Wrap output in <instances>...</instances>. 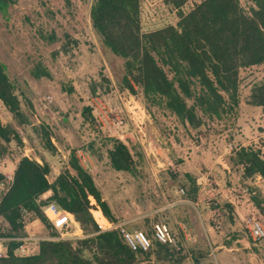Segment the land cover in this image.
Segmentation results:
<instances>
[{
  "label": "rangeland",
  "instance_id": "374dc122",
  "mask_svg": "<svg viewBox=\"0 0 264 264\" xmlns=\"http://www.w3.org/2000/svg\"><path fill=\"white\" fill-rule=\"evenodd\" d=\"M201 1L191 0L184 10ZM94 2L17 0L6 15L0 12V61L29 119L20 125L0 101V124L11 126L23 141L2 143L0 178L14 176L18 162L28 157L47 164L54 181L66 170L74 174L69 163L75 154L114 218L103 229L93 214L100 207L91 200L100 229L125 224L151 237L153 225L163 223L176 237L180 250L166 254L154 243V253L138 256L135 264H264V239L254 241L247 222L256 218L264 224L253 203L264 200V179L245 180L244 167L234 162L242 148L260 151L264 160V108L250 104L264 85V64L240 71L239 106L233 112L204 118L199 128L183 124L142 88L131 93L121 87L125 60L94 31ZM141 12L143 32L178 22L167 0H141ZM114 139L128 145L135 174L111 167ZM192 189L201 199L198 206L180 202ZM48 224L39 220L21 238L59 240ZM69 227L64 236H86L77 222Z\"/></svg>",
  "mask_w": 264,
  "mask_h": 264
},
{
  "label": "trees",
  "instance_id": "16d2710c",
  "mask_svg": "<svg viewBox=\"0 0 264 264\" xmlns=\"http://www.w3.org/2000/svg\"><path fill=\"white\" fill-rule=\"evenodd\" d=\"M16 1L0 0V12L6 15ZM190 1L167 0L176 10L178 22L153 32L142 30L141 0H95L91 21L104 46L125 60L123 89L135 93L136 87L142 88L145 96L164 104L183 124L199 128L204 118L221 119L233 112L239 106L240 71L264 64V0H202L186 12L184 8ZM6 69L0 61V101L20 125H26L29 119ZM250 104L264 108V85L253 92ZM44 137L51 144L48 135ZM12 141L23 144L15 129L0 124V147L3 142ZM112 142L108 152L111 167L135 174L136 165L128 145L120 139ZM234 162L244 167L245 180L256 175L264 179L260 151L242 148ZM69 166L74 174L66 170L50 181L47 164L21 158L12 188L0 206V220L5 222V226L0 223V228L9 238L24 235L25 209L31 215L29 221L48 222L54 230L43 209L55 203L75 218L86 236L43 240L38 255L23 258L15 256L20 243L13 240L9 258L0 259V264H135L138 256L152 255L153 248L134 252L118 231L99 228L97 222L102 217L115 223L109 206L75 154ZM187 177L191 180L190 175ZM196 192L192 189L189 199H197ZM91 199L101 210L93 213L97 222L91 212ZM253 203L264 215V200L253 198ZM105 219L100 224L104 228L108 223ZM158 248L166 254L173 249L161 244Z\"/></svg>",
  "mask_w": 264,
  "mask_h": 264
},
{
  "label": "built area",
  "instance_id": "2783aa9c",
  "mask_svg": "<svg viewBox=\"0 0 264 264\" xmlns=\"http://www.w3.org/2000/svg\"><path fill=\"white\" fill-rule=\"evenodd\" d=\"M259 180H263V178L258 175ZM14 183V176L8 175L4 178H0V206L5 198V196L9 193L12 185ZM182 193L184 191L182 190ZM93 200V199H91ZM43 213L45 217L49 220V222L53 225L55 231H57L60 235L59 240H70L81 238L82 236H64V229L67 227H71L72 224L76 223V220L73 216H69L63 209H61L57 204L52 203L46 206L43 209ZM22 215L25 219L24 229L27 231L29 226L35 225L39 222L36 220L35 222L30 223L29 217L31 216L28 211L25 209L22 211ZM248 222V230L251 238L254 241H259L264 239V224L256 218H250L247 220ZM110 230H116L120 233L123 242L134 252H148L154 247V243H158L161 245H167L170 248L180 250L178 245V241L176 237L171 233L169 227L163 223H156L152 227V237L143 231H130L126 228L125 224L119 225H111ZM69 227V228H70ZM81 232V230H79ZM5 232V231H3ZM2 229L0 228V259H8L10 256V243L14 240L20 243V245L15 250L16 257H32L38 255L40 252V243L43 240L49 239H38L34 235H27L25 237L20 238H9L3 235ZM54 239V238H53ZM26 243H31L34 247L29 248Z\"/></svg>",
  "mask_w": 264,
  "mask_h": 264
},
{
  "label": "crops",
  "instance_id": "0c3cea01",
  "mask_svg": "<svg viewBox=\"0 0 264 264\" xmlns=\"http://www.w3.org/2000/svg\"><path fill=\"white\" fill-rule=\"evenodd\" d=\"M224 168V167H223ZM224 170H227V168H224ZM229 173V172H228ZM218 200H220L221 201V199H218ZM200 201H201V199H184V200H181L180 202H184V203H187V204H192V205H196V206H198L199 205V203H200ZM176 204H179V202L178 203H176ZM220 204H222L221 202H220ZM168 207V206H167ZM167 207H164V208H167ZM240 217L243 219L244 218V214L241 212L240 213ZM101 219H105V218H101ZM106 220V219H105ZM107 221V220H106ZM108 222V221H107ZM109 223V222H108Z\"/></svg>",
  "mask_w": 264,
  "mask_h": 264
},
{
  "label": "bare ground",
  "instance_id": "6f19581e",
  "mask_svg": "<svg viewBox=\"0 0 264 264\" xmlns=\"http://www.w3.org/2000/svg\"><path fill=\"white\" fill-rule=\"evenodd\" d=\"M101 220H102V219H101V218H99V221H98L99 225L101 224V223H100V222H101ZM108 225H109V223H107V224H106V226H108ZM100 226H101V225H100ZM101 227H102V226H101ZM102 228H103V229H105L104 227H102Z\"/></svg>",
  "mask_w": 264,
  "mask_h": 264
}]
</instances>
